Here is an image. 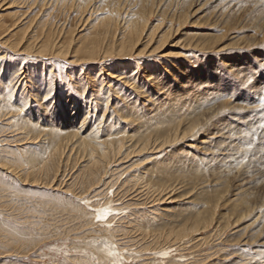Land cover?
Wrapping results in <instances>:
<instances>
[{"label":"rangeland","instance_id":"374dc122","mask_svg":"<svg viewBox=\"0 0 264 264\" xmlns=\"http://www.w3.org/2000/svg\"><path fill=\"white\" fill-rule=\"evenodd\" d=\"M7 1L5 0L0 7V19L4 24L14 23L13 15L6 12L17 10L22 16H27L29 12L30 16H35L36 19L43 18L45 27L55 35L62 26V30L74 29L72 35L75 38L78 37V40H84L91 34L90 26L94 14L89 17L85 25L82 21L77 23L81 10H77L79 8L76 6L73 9V6L69 7L68 4H61L57 0H52L51 3L47 1L48 4L45 2L42 5L36 2L30 13L28 11L30 0H12L10 4L5 3ZM105 2L112 6L115 0H90L89 5L91 3L101 6ZM123 2L124 9L129 10L128 16L135 14L136 11L141 14L143 9H151L146 22V31L160 24L158 30L161 33L168 24H171L170 35L165 41L166 52L179 50V47L176 46V48L172 43L202 44L196 50L182 51L191 54L189 61H194L196 69L202 71L200 75L205 69L222 66L223 57L216 52L219 49L218 46L229 43L227 46L231 47L230 56L237 55L236 58H240L239 42L259 29L257 26L254 29V24L264 22L262 18L264 17V0H124ZM8 5L9 9H5ZM83 14L87 16V13ZM213 37H218L219 40L216 39L217 42L214 43ZM144 40L138 48H142ZM155 40L154 35L149 46L157 45ZM244 46L243 58L251 62L257 54L251 50L250 45ZM0 55V69L5 72L7 66L16 65L17 70L24 71L29 65V70L36 71V78H46L51 68L50 75L54 79L53 83H60L61 86V84L66 85L67 82L65 86L68 89L67 93L69 92L72 98L76 99L80 107L78 117L71 114L70 109L63 114L56 110L51 111L49 108L45 111L40 110L39 117L42 124L48 119L55 133L50 130L45 131L38 136V139L32 140L33 143L32 141L26 143L28 145H23V148L19 145L18 150L14 146L17 143H13L12 140L19 136L20 132L14 126L6 124L8 120L4 116H0V264H241L245 258L246 260L252 258L255 252L264 247L259 246L261 241L259 239L264 240V228H262L264 227V172L262 174L257 172V169L262 168L264 164V129L260 130L263 134L261 137L260 132L259 134L252 132V134L251 130L247 129L248 126L243 125L246 120L241 124L239 120H236L238 129L241 126L248 135L252 134L256 139L251 144L252 149L248 157L245 156V172L250 174L249 178H252L248 183L242 184L240 175L236 172L240 168V166L238 168L240 161L226 167L225 164L221 165L222 163L209 159L211 155L208 154L213 151H210L212 149L210 145L207 149H204L206 146L199 147L197 140L204 136L206 129L204 132L201 129L198 133L201 137L198 139L194 134V136L188 134L185 138L179 137L173 142L156 147L153 151L155 153L132 152L117 167L110 166L111 172L103 173L100 180L91 183L85 177V172L82 173L86 157L79 158L81 155H76L77 150L73 149L70 154L65 148L59 158L56 156L57 158L53 159L56 163L52 161L50 165L53 153L51 141L73 130L80 120L79 117L81 118L82 111L92 108L86 95L83 99L79 96V92L77 93L76 88L73 87V81L68 80V75L72 74L75 78L80 71V81L84 80L82 79L84 73L91 72L89 69L98 64L81 63L73 65V68H69V63H62L64 67L55 66L54 68L47 64L48 68L44 66L45 70L42 71L41 65L37 64L38 61L31 62L30 57L19 60L20 56L17 59L16 55L6 48H0ZM145 58L152 59L150 63L148 62L150 65L161 64L158 55L151 54ZM164 58L168 59L167 61L188 60L181 56ZM142 59L143 57L140 61L138 60L140 64ZM118 65V63H112L110 67L112 66V70L116 71L119 68ZM172 71L178 80L188 75L182 74V71L175 68ZM261 73H264V70ZM261 73L255 71L251 73V76L256 81L258 78H263ZM168 78L170 80L167 82H171L172 78ZM192 80L196 78L192 77ZM224 81H226L225 85L220 90L224 94L222 95L224 97L222 99L226 102L224 105L229 107L231 103L237 104L236 101L240 104V80L229 75ZM173 83L171 84L174 85ZM198 86L191 89L193 93H196ZM244 91L246 92L245 89ZM62 92L66 93L63 90ZM153 92L151 94H154ZM152 96L154 95H151V98ZM192 96L193 94L189 97ZM155 98L156 96L153 99H157V102L161 100ZM165 100L162 99L164 107L160 103V107H155L156 109H154L155 104L157 105L156 101H152L153 109L152 105L150 109L145 102L136 97L132 100L128 98L127 104L121 100L117 107L135 117H129V121H123L125 118L122 119L118 112L108 109L109 115L106 112L104 116H101L103 123L101 122V126L99 124L98 126L109 131L113 128H110L113 124L117 129L110 130L113 132L111 136H114V132L120 131L119 135L128 136L133 140L138 138L142 140L146 134L150 138L152 136L155 138L159 134L158 137L161 140L160 134L161 136L166 135L167 132L171 134L173 130L168 131V129L175 124H179L182 128L178 126L179 132L184 130L196 117L198 110L205 106L200 105L197 99V101H190L194 110L191 109L190 104L188 105L190 110L185 107L183 110L180 106L173 105L169 99L166 100L168 103ZM254 100L251 97L244 103L249 106L254 105ZM146 103L149 102L146 101ZM35 106L32 107L33 110L39 107ZM239 110L233 107L230 111H224L222 117L226 121H229V118L232 120L233 116L243 119L242 117L251 115L253 109L240 112ZM97 118L100 119V116ZM184 122H187L186 125ZM64 123L65 127L59 126V124L63 126ZM51 134L56 136L52 137ZM98 135L100 139L106 137L102 133ZM192 144L199 145L198 149L192 147ZM242 145L248 146L241 142L237 143L239 149ZM184 152L188 154L184 155ZM201 156H204L203 160L199 161ZM54 166L55 168L58 166L56 179L52 176ZM8 167L15 168V171L12 172ZM219 170L223 173L212 174L213 171ZM217 195L221 196L218 200L216 199L219 196L215 197ZM156 198H158L157 201ZM247 202L251 205V211L241 213V205ZM194 220L199 221V226L207 221V226L176 237L173 231L195 225L197 221L193 223ZM201 220L205 221L202 223ZM260 229L263 230L261 233Z\"/></svg>","mask_w":264,"mask_h":264},{"label":"bare ground","instance_id":"6f19581e","mask_svg":"<svg viewBox=\"0 0 264 264\" xmlns=\"http://www.w3.org/2000/svg\"><path fill=\"white\" fill-rule=\"evenodd\" d=\"M4 1L5 0H0V7ZM47 1L51 3L52 0H30L28 6V8L30 7V10L28 11H30V13L32 12L31 9L33 8V5L36 2L40 3L39 5H42L45 2L47 3ZM57 1L58 2L60 1L61 4H65V5L68 4L69 7L73 6V9L74 6H76L77 8H79L77 10H81L78 16L79 19H77V23L82 21V24L85 25L89 17H92V15L94 14L93 22L90 26L91 34L88 35L84 40H78V37L77 38L73 37L72 34L74 29L66 28L62 30L63 26L61 27L60 30L58 29L59 30L58 34L55 35L50 29L45 27V24L42 21L43 18L36 19L37 17L32 15L30 16L29 12L27 13V16L26 15L22 16V14H19L17 10H13V11L8 10L6 13L12 14L13 15L12 18L14 21V23L10 25L4 24V22H2V20L0 19V48L8 49L12 54L16 55L17 59L20 56L19 60H24V58L30 57L31 62L38 61L37 64L41 65L40 69L42 71L45 70L44 66H46V68H48V65L53 68L55 66L64 67L63 66L64 63H69L70 65L69 68H73L74 67L73 65L76 66L77 64H81V63L98 64L95 67L93 68L91 67L89 69L91 72L84 73L82 78L84 80L80 81V77H81L80 71L79 73L77 72L75 78L72 76V74L68 75V80L73 81L72 82L73 87L76 88L77 93L79 92L78 93L79 96L83 99V97L86 95L88 97V100H90L88 102L92 104V108H87L86 110L82 111L83 113H81V118L79 117L80 120L77 126L75 127L73 126L74 127L73 130L71 129L69 132H67L68 134H62L57 137H55L56 134H51V136L55 138L51 141V143L53 144L52 145L53 153H52L50 165H52L53 159L57 158L56 156H58L59 158L62 155L65 148L69 150L70 154L73 149L77 150L76 155H81L79 156V158L86 157L85 158L86 164L84 166V171H82V173L85 172V177L87 178L88 182L94 183L97 180L101 179L100 177L103 173L105 174L111 172L112 167H117L120 163L123 162V159H126L127 156L132 152H136V153L147 152V151L153 152L156 150L155 149L156 147L162 146L169 142H173L177 140L179 137L185 138V136L188 134L191 135L194 134L198 139L199 137H201V134H198L201 131V129L203 130V132L206 129V132L203 133L204 136L201 137L199 140H197L199 141V145H200L197 146L201 148H204L206 146V148L204 149H207L208 145H210L212 147L210 151L212 150L213 151L210 154H208L209 156L211 155L209 159H213L217 163H222L221 165L225 164L226 167L233 162L237 163V161H240V165H238V168L239 166L240 168L239 170L237 171L235 170V171L239 173L240 180L242 181L241 183L242 184L248 183L250 180H252L251 177L249 178L250 174H246L245 172L246 164L244 162L246 161L245 156L248 157L252 149L251 144H253V142L256 140L254 139L255 137L253 138L252 134L253 133L259 134L260 130L264 129V73H261L262 70H264V51H262V49L264 50V30L262 29L264 28L263 27L264 22L260 21V23L254 24L253 28L255 29V26H257L259 29L252 32V34H249L247 38L241 39V41L239 42L240 51H238L240 52L239 54L240 58H236L237 55L236 56L234 55V57L230 56L231 54L229 50H231L230 49L231 47L227 46L229 43L218 46L219 49H217L216 52L220 53L223 57V60L221 62L222 66L220 68H212V69L208 68V70L205 69V71L200 75L202 71L196 69L197 66L193 64L194 61L193 62L189 61L191 54L184 53L182 51L185 49L196 50L197 47H200L202 44L189 42L186 43V45H183L181 43H180L181 45H179L177 44L178 42L174 44L172 43V45H174L175 47L176 46L179 47V50L166 52L164 50V47L166 45L165 41L167 37L170 35L171 24H168L167 28L163 30V32L161 33L158 30L160 24L151 28L149 31L148 30L146 31L145 28L146 22L151 9L142 8L143 11L141 14H139V12L136 11L135 14L128 16L127 12L129 10L124 9L125 8L123 2L124 0H115L112 6L107 5L109 3L106 4V2L104 4L101 3L102 4V5L100 4L101 6H99V4L98 5L96 4L95 6V4H91V3L89 5L90 0H57ZM11 2L13 1L8 0L5 3L10 4ZM9 7L10 6L8 5L6 6L5 9H9ZM83 13H87V16L86 14L84 15ZM85 16L86 18H83ZM44 21L46 23V20ZM154 35L157 45L151 47V45L149 46V43H151V40L153 39ZM215 37H213V40ZM217 38H215L214 43L217 42V40H219ZM143 39H145L143 42L144 45L142 46V48H138V45H140ZM245 44L250 45L251 50L257 54L256 56L253 57L251 62H248L243 58L244 51L242 49H244ZM233 46L234 44H232V47ZM151 54L158 55L159 56L158 59L161 60L160 61L161 64L156 63L150 65L149 63L150 60L152 59L150 58L147 59L145 58V56L149 57ZM170 56H181L182 58H187L188 60L167 61L168 59L166 58L163 59V57H170ZM141 57H143V59L140 64L139 61ZM112 63L119 64L118 65L119 68L116 71L112 70V66L110 67ZM168 64L171 67L168 66ZM28 66L25 67L24 71L17 70L18 68L16 67V65L7 66L6 72L0 69V116H4L8 120V123L6 124L14 126L18 130V132H20V135L12 140L13 143L14 142L17 143L14 145L16 146V149L19 145L22 147L26 143H30L32 140H36V138L38 139V136L45 131L54 130L53 129L54 127L52 125H51L52 127L50 126L48 119H46L44 124H42V121L40 120L39 117L40 110L45 111L49 108L51 111L56 110L59 111L61 114H63L68 112V110L70 109L72 110L71 114L76 115V117H78V114L80 115V107L78 102L76 101V99L72 98L69 92L67 93L68 89H66L65 87L67 85V82L66 85L61 84V86L60 83H55V82L53 83L54 79L52 78V75H50L51 68H49L46 78L43 77L36 78L35 77L36 71H34L33 69L29 70ZM173 68H175L180 72L182 71V74L184 73L188 74L187 75L188 77L185 76L183 79L178 80L173 75V71H172ZM37 69L38 68H36V70ZM255 71H259V73L263 75V78L260 76L262 80L261 78H258L256 80L258 83H256L255 78L253 79L251 76V73ZM229 75L232 76L233 78H237L238 80H240L239 81L240 104L236 101L237 104L231 103V105L228 107L224 105L226 104V102H224V100L222 99L224 98L223 97L224 94L222 91L220 92V90L225 85L226 81L224 80L227 79ZM21 77L23 78L20 79ZM168 77L172 78L171 82H167L168 80H170V78ZM192 77L196 78V80H192ZM172 82H174L173 83L174 85L171 84ZM259 83L260 86H258ZM195 84L199 86L196 88L197 89L196 93H193V90L191 89L196 86ZM244 89L246 90V92L244 91ZM62 90L66 91V93L62 92ZM152 92L154 94H151ZM124 94L126 95L124 96ZM192 94L193 96L189 97ZM151 95H154L156 96V98L161 100H158L157 102L156 101L157 99L155 98L156 100H154L153 99L154 96H152L151 98ZM135 97L145 102V105H148L150 109L153 102L156 101L157 103V105L155 104L154 106V109H156L155 107L157 108L158 106L160 107L161 105L160 103H162L165 99L166 100L169 99L171 102H173V105L174 104L178 105L183 110L184 107L190 110L188 106L189 104L191 105L190 101L192 100L197 101V99L199 100L198 103L200 102V105L202 104L205 106L203 107L200 106L202 109H200V111L198 110L196 117L190 123L188 122L189 124L184 130L180 131L181 133L179 132L178 129V126L180 127L179 124L178 125L175 124L171 128L169 126L168 128L170 129L167 128L168 131L173 130V132L171 134L167 132L166 135L162 133L163 134L162 136L160 134L161 140L158 137L159 134L156 137L154 136L155 138H152L153 137L152 136L151 139L150 136H146L147 134L145 133L146 135L144 136V138H142V140H140L139 138L137 140H133L128 136L119 135L120 131L114 132L113 134L114 136H111L113 132H110V130L112 131V129L115 128L113 124L112 126H110L111 124L109 125L110 128L113 127L109 131L105 130L106 128L102 129L100 127L101 122L103 123L102 121L103 118L101 119V116H104L108 109L114 110L115 113L118 112L119 115L122 117V119L125 118L123 121H127V120L129 121V117H135V115L132 116L131 114H128V112H125L124 109L117 107L118 103H120L121 100H123V102L127 104L128 98L132 100L135 99ZM251 97L255 99L253 101L254 105L249 106L247 105V103L244 102L248 98L251 99ZM85 99L86 98H84V100ZM146 101L149 103H146ZM35 105L39 107L33 110L32 107H34ZM142 105L143 103L141 104V106ZM123 106L125 107V105ZM162 107H164L163 103H162ZM191 107H192L191 109L194 108L193 105H191ZM233 107H235L236 109L239 108L240 109L239 112L251 108V110L253 109L252 114L249 116L242 117L243 119L241 118L239 119L233 116L232 120L230 118L229 121L224 120V118L222 117L223 112L224 111L226 112L227 110L230 111V109H232ZM152 109H153V105H152ZM156 112L157 110L155 111V113ZM194 112H196V110ZM99 116L100 119L97 118ZM236 120H239L240 124L242 123V121L246 120L244 121L245 123L243 122V125L245 124L246 127L248 126L249 128L247 127V129H250L251 133L252 132L253 133L248 135V133L245 132L244 129L241 128V126L240 129H238V127H236L237 124ZM184 123L186 125L187 122ZM98 124L100 126H98ZM65 125H66L65 123L63 124V126L59 124L60 127H65ZM115 129H113V131ZM53 133L55 132L53 131ZM99 133H102V135H105L106 137L100 139L98 135ZM260 133L261 134L259 135L263 137L262 132ZM238 142L244 143L248 146L242 145V147H240L239 149L237 146ZM191 146L194 147L195 149H198L196 145L194 146V144H192ZM78 151L80 153H78ZM187 154L188 152H184V155ZM203 157L204 156H201L199 161L203 160ZM238 158H240V160H238ZM110 166L112 167L110 168ZM55 167L56 166H54L53 168L54 170H52L54 171L52 176H54V178L56 179L58 173V166L57 168ZM8 168H10L12 172L15 171V168L12 167H8ZM257 172H260V174L264 172V164L262 168L257 169ZM216 173L221 174L223 172L220 170L213 171L212 174H216ZM214 178H216V176ZM258 179L261 180V178ZM244 191L245 190H243V192ZM218 196L219 195L215 197ZM220 197L221 196H219L216 200H218ZM157 199L158 198H156L155 200L157 201ZM242 205H241L242 208L240 207L241 213L242 212L249 213L251 211V205L249 204V202ZM197 220H194L193 223H195V221ZM206 222H204L202 226H199L198 225L199 221H197L195 225L193 224V226L191 227L187 226L180 228L175 232L173 231V233L177 235L176 237L178 236L180 237L181 235L188 233L189 231L195 232L200 230L201 228L202 229L205 228L207 226ZM263 230L260 229V233ZM259 240H261L259 241L260 243L259 246L262 245L264 246V240H262V238H260ZM110 256L112 255L110 254ZM241 264H264V247H262L261 250L255 252V255L252 256V258H247V260L245 258V261L241 262Z\"/></svg>","mask_w":264,"mask_h":264}]
</instances>
